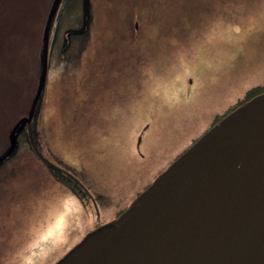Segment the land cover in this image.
Masks as SVG:
<instances>
[{
	"label": "rangeland",
	"instance_id": "1",
	"mask_svg": "<svg viewBox=\"0 0 264 264\" xmlns=\"http://www.w3.org/2000/svg\"><path fill=\"white\" fill-rule=\"evenodd\" d=\"M51 1L0 0V154L36 90ZM89 4L86 31L66 37L81 0L59 3L29 130L0 164V264H54L263 89L264 0Z\"/></svg>",
	"mask_w": 264,
	"mask_h": 264
},
{
	"label": "water",
	"instance_id": "2",
	"mask_svg": "<svg viewBox=\"0 0 264 264\" xmlns=\"http://www.w3.org/2000/svg\"><path fill=\"white\" fill-rule=\"evenodd\" d=\"M60 2L50 3L36 90L27 114L9 131L0 164L15 152L25 124L29 130ZM81 5L82 24L67 29L66 37L87 29L89 0ZM46 162L60 173L66 171ZM54 264H264V90L215 122L119 215L86 232Z\"/></svg>",
	"mask_w": 264,
	"mask_h": 264
},
{
	"label": "trees",
	"instance_id": "3",
	"mask_svg": "<svg viewBox=\"0 0 264 264\" xmlns=\"http://www.w3.org/2000/svg\"><path fill=\"white\" fill-rule=\"evenodd\" d=\"M5 54H9V55H11L12 54V48H11V46H10V44H8L7 46H6V48H5V50H4V54L3 55H5ZM1 63V62H0ZM3 65H4V59H3ZM1 86H4L5 88H6V82H1V80H0V87ZM254 90V89H253ZM4 91H5V89H1L0 90V92H1V96L4 94ZM251 91V90H250ZM9 110H6V108H5V106H3L1 103H0V121H1V123H0V131H1V129L3 130V121L5 120V118H4V116H5V114L8 112Z\"/></svg>",
	"mask_w": 264,
	"mask_h": 264
},
{
	"label": "flooded vegetation",
	"instance_id": "4",
	"mask_svg": "<svg viewBox=\"0 0 264 264\" xmlns=\"http://www.w3.org/2000/svg\"><path fill=\"white\" fill-rule=\"evenodd\" d=\"M263 89H264V83H263ZM263 89H261L262 91H263ZM260 90V91H261ZM40 141V140H39ZM36 146V145H35ZM39 147H42V145L40 144L39 145ZM37 148V147H36ZM38 149V148H37ZM39 151V150H38ZM35 152V151H34ZM35 154H36V152H35ZM37 155V154H36ZM38 156V155H37ZM39 158H41L40 156H38ZM64 172H66V171H64ZM123 209H125V207L123 208ZM123 209H121L120 211H122ZM98 224H96V225H94V226H97Z\"/></svg>",
	"mask_w": 264,
	"mask_h": 264
}]
</instances>
